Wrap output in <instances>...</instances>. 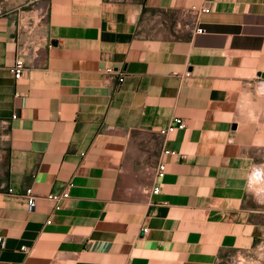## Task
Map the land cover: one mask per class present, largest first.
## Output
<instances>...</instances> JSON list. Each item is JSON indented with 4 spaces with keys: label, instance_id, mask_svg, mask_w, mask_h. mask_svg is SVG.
Listing matches in <instances>:
<instances>
[{
    "label": "crops",
    "instance_id": "obj_1",
    "mask_svg": "<svg viewBox=\"0 0 264 264\" xmlns=\"http://www.w3.org/2000/svg\"><path fill=\"white\" fill-rule=\"evenodd\" d=\"M1 2L0 264H215L256 247L264 0ZM202 5L204 32H186ZM176 118L161 158L152 133Z\"/></svg>",
    "mask_w": 264,
    "mask_h": 264
},
{
    "label": "built area",
    "instance_id": "obj_2",
    "mask_svg": "<svg viewBox=\"0 0 264 264\" xmlns=\"http://www.w3.org/2000/svg\"><path fill=\"white\" fill-rule=\"evenodd\" d=\"M211 10L209 6L207 5H202V6H192L189 9H186L182 12L183 14V19H184V24H183V29L186 32H190L192 34H200L204 32V28L201 25V16L203 14L209 13ZM5 8H4V3H0V19L5 16ZM25 69V63L22 59H17L15 64L12 66V73L14 74V77L19 80L24 72ZM106 74L108 75H115L116 71L114 70L113 67H108L105 70ZM119 81L122 83L124 81V76L121 74ZM186 128V122L181 119V118H176L168 127L160 129L159 131L153 132L151 139L155 140V144L157 145L156 150L161 151V158L164 155H172L174 152L172 150H169L165 146V142L167 140V137L174 132L177 129H185ZM156 161L152 163L153 169H154V174H155V188H154V193H160V185L158 183L159 178L163 175V173L166 171V163H164L161 160H157V157L155 156ZM27 200H28V205L31 209H35L37 205V201L39 199V196L34 193L32 189H28L27 193ZM69 193L64 192L63 194H51L48 195L47 197L49 199H52L56 203H58V206L61 204L63 200H66L69 198ZM50 222V221H49ZM6 246V239L5 237L1 236L0 237V249L5 248Z\"/></svg>",
    "mask_w": 264,
    "mask_h": 264
},
{
    "label": "rangeland",
    "instance_id": "obj_3",
    "mask_svg": "<svg viewBox=\"0 0 264 264\" xmlns=\"http://www.w3.org/2000/svg\"><path fill=\"white\" fill-rule=\"evenodd\" d=\"M251 182L264 194V173L262 171L254 172ZM215 264H264V237L257 242L255 248L243 252H227Z\"/></svg>",
    "mask_w": 264,
    "mask_h": 264
},
{
    "label": "water",
    "instance_id": "obj_4",
    "mask_svg": "<svg viewBox=\"0 0 264 264\" xmlns=\"http://www.w3.org/2000/svg\"><path fill=\"white\" fill-rule=\"evenodd\" d=\"M234 128H236V126H234Z\"/></svg>",
    "mask_w": 264,
    "mask_h": 264
}]
</instances>
